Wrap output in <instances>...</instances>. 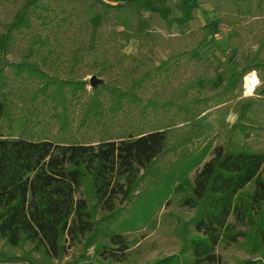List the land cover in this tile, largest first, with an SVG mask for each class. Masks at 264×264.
<instances>
[{
	"label": "trees",
	"instance_id": "obj_1",
	"mask_svg": "<svg viewBox=\"0 0 264 264\" xmlns=\"http://www.w3.org/2000/svg\"><path fill=\"white\" fill-rule=\"evenodd\" d=\"M56 1L41 6L40 0H12L10 17L0 18V264H57L77 245L83 252L93 248L95 258H86L83 264L123 261L128 249L125 233L143 226L152 230L155 214L169 202L172 188L200 165L178 203L191 214L171 215L179 253L148 264H218L217 244H238L239 237H245L250 254L264 259V149L256 141L237 140L238 134L262 127L256 117L261 104L246 99L236 121L224 124L212 138L205 139L206 133L199 126L200 104L214 98L236 99L244 76L264 69V36L258 37L254 51L220 62L222 81L212 95L190 96V86H186L163 100L143 97L140 92L145 87H155L157 81L168 77L176 56L143 73L136 67L123 70L120 66L127 55L120 50L144 32L138 22L140 0L113 5L96 0L104 16L113 22L110 34L119 41L120 54L92 64L104 82L87 93V82L77 70L84 57L82 47L71 48L59 71L49 63L50 75L39 65L46 64L47 57L35 54L57 24L51 3ZM192 3L184 1V22L192 18ZM218 8L227 13L220 14L217 23L228 26L240 20L238 12L249 16L255 12L252 0H222ZM34 22L39 34L28 37L18 60H4L2 55L11 52L17 36L29 33ZM242 41L239 36L238 44ZM227 43L233 48L234 36H229ZM213 50L223 56L226 53L206 36L193 48L203 62L215 58ZM24 75L36 82L35 89L26 98L20 135L8 139L3 133L12 129L18 115L12 85ZM39 97L41 103L52 105L53 117L64 133L75 105H81L79 127L90 120L114 117L125 105L136 109L140 123L153 117L163 127L141 135L135 129L119 141L105 133L95 144L54 143L33 133L41 117L36 106ZM179 119L188 126L186 131ZM221 132L226 140L213 146V138ZM229 218L248 231L237 230ZM26 244L37 257L29 250L17 254V248Z\"/></svg>",
	"mask_w": 264,
	"mask_h": 264
},
{
	"label": "rangeland",
	"instance_id": "obj_2",
	"mask_svg": "<svg viewBox=\"0 0 264 264\" xmlns=\"http://www.w3.org/2000/svg\"><path fill=\"white\" fill-rule=\"evenodd\" d=\"M12 0H0V18L8 19L9 11L12 10ZM49 0H40L43 6ZM106 4L128 3L133 0H101ZM185 0H140L139 3V24L144 29L143 36L138 35L137 39H132L126 47L120 50V53L127 55L125 61L121 63L123 70L129 71L133 67L138 69L139 73L147 71L152 65L157 66L161 60L169 56H176L174 62H171V73L162 81H157L155 87H145L140 94L143 97L156 98L163 100L173 94L180 93L186 86H190L188 94L190 96L198 95L207 97L212 95L217 89V79L219 65L224 56L217 54V60L211 59L208 62L200 60L193 48L202 37L203 27L214 25L218 35L229 33L225 26L217 24L218 14L210 15L207 11L200 17L197 16L198 23L193 25V30L188 32V21L182 20V7ZM220 0H213L203 5H197L196 13L199 8L219 11L217 5ZM52 3V7L57 15V24L47 32L44 45L35 49L36 56L45 55L46 64L39 62V65L49 75L48 64H53V68L59 71L63 67V62L70 55L73 47H82L84 49L83 60L77 67L78 72L87 82L86 91L90 92L88 80L95 76L104 82V77L98 73L96 68L92 67L94 62L103 61L106 58H112L119 53V41L112 39L110 29L113 22L110 16H104L100 3L96 0H57ZM143 11V14L141 13ZM219 13V12H217ZM230 26L231 34H241L244 42L240 47L235 45L232 50L225 54L228 57L235 58L237 55L246 54L256 48L255 39L251 38L250 29L257 30L256 26H251V20L247 17H239ZM247 22V24H246ZM198 24L203 27H198ZM39 34L38 25L33 23L32 30L29 33L23 31L17 36L16 42L11 48V52L5 55L4 60L13 62L19 59L20 53L25 50L27 39L30 36ZM236 38V37H235ZM235 48V50H234ZM214 52V51H213ZM235 52V53H234ZM119 53V54H120ZM9 68H6L8 71ZM26 76L12 85V98L18 107V115L14 121L11 130L4 131V136L8 139L17 138L23 129L22 112L26 107L27 96L35 89L33 79H25ZM101 84V83H100ZM98 84V85H100ZM97 85V86H98ZM239 96L233 100L224 98H214L207 104L199 105V126L205 131V139L212 138L217 131L222 130L224 124H232L236 121L242 102L249 95H244V89L238 91ZM40 98L36 106L41 111V117L37 120V125L33 130L34 135L40 139L49 140L54 143H84L95 144L103 139V134L113 138L115 141L126 138L130 132L137 129V134H146L150 131L161 129L163 124L153 117H149L144 123L139 122L136 109L125 105L124 109L116 116H105L101 120H90L86 126L79 127L81 119V105L73 106L69 111L70 125L67 132L59 131L58 122L54 119V111L49 103H41ZM85 99L82 98V102ZM263 126L257 131L238 134L239 141H256L264 149V110L258 113L257 117ZM183 131L188 126L179 119ZM102 129H104L102 131ZM226 140L224 132L213 138V146L221 145ZM211 157L209 154L205 160ZM201 165L192 170L188 178L172 188V195L168 203L161 205L156 216V226L151 230L148 227H139L138 229L125 233L128 241V249L123 261H117L112 264H148L155 260L177 255L180 250V243L173 232L175 220L173 215L189 216L191 211L178 205L180 198L185 194L186 188L192 184L193 176ZM229 221L240 231L247 232L248 228L237 225L232 218ZM245 237L238 238V244H227L219 242L215 247V253L219 256L218 264H242L245 261H251L253 264H264V259L260 255L250 254V248L246 244ZM17 254L21 251L29 250L31 247L26 244L17 248ZM33 257L38 254L31 251ZM84 254V258L80 254ZM93 248L89 247L85 252L80 245L71 247L57 264H69L76 259L77 264L87 263L88 259H93ZM95 258V257H94ZM264 258V257H263ZM97 259V258H96ZM56 262V261H55ZM244 264V263H243Z\"/></svg>",
	"mask_w": 264,
	"mask_h": 264
},
{
	"label": "crops",
	"instance_id": "obj_3",
	"mask_svg": "<svg viewBox=\"0 0 264 264\" xmlns=\"http://www.w3.org/2000/svg\"><path fill=\"white\" fill-rule=\"evenodd\" d=\"M213 0H193V3H192V18L187 22L188 23V32H190V31H194L193 30V25L197 22L198 23V20H197V16L198 17H200V14H201V11H203L202 12V14L204 15L205 14V12L207 11V14H209V16L210 15H216V14H218V18H219V16H220V14H224V13H227V11H223V10H220V8H218V6L220 5H217V8H214V9H216V10H219V11H217V12H219V13H217V12H215V11H212L211 10V8L210 9H204V10H202V8H199V12L198 13H196V8H198V7H196L197 5H203V3H205V2H208V3H210V2H212ZM221 2L220 3H222V0H220ZM253 1V4H254V13L252 14V15H241L239 12L237 13V15H238V17H247V18H249L252 22H251V26H256L257 25V30H253L252 31V29H250V31H248V33L250 34H252L251 35V38H253V39H255V42H256V44H255V46H256V48H257V46H258V41H257V39H258V37L260 38V35H263L264 36V0H252ZM243 10H244V12H246L247 10H248V8L245 6V5H243ZM142 14H143V11L141 12ZM217 16V15H216ZM217 18V19H218ZM218 24V23H217ZM246 24H247V22H246ZM220 25H222V26H225L227 29L226 30H228L229 31V33L227 32V33H225V34H220V35H218V31L216 30V27L214 26V25H209V26H207V27H203V26H200V24H198V27H203V32H202V37L203 36H206V38L210 41V40H215L220 46H221V48L222 49H224L225 51H226V53H227V51L228 50H232L233 48H228V43H227V38L229 37V36H234V44H233V47L235 46V45H237V47H240V45H242V43L244 42V40L242 41V43L241 44H238V42H237V40H238V38H239V36L243 39V36L241 35V34H238V36H237V34H231L230 33V26H228V25H226V24H220ZM144 29H146V28H144ZM145 32V31H144ZM236 37V38H235ZM201 39V38H200ZM199 39V40H200ZM196 46V45H195ZM255 48V49H256ZM254 49V50H255ZM234 50H235V48H234ZM254 50H252V51H254ZM214 51V52H213ZM212 52H211V54H213V56L215 57V59L217 60V54H220V53H218L216 50H213ZM251 52V51H250ZM225 53V54H226ZM235 53V52H234ZM249 53V52H248ZM247 54V53H246ZM246 54H241V55H237L236 57H235V59H238V57H240V56H243V55H246ZM197 55H198V53H197ZM221 55V54H220ZM221 56H223V55H221ZM225 57H228V55L226 56V55H224V57H223V60L225 59ZM229 58H233V57H229ZM261 58L264 60V48H263V50H262V52H261ZM211 59H214V58H211ZM210 59V60H211ZM165 60V59H164ZM223 60H221V61H223ZM209 61V60H208ZM207 61V62H208ZM221 61H219L218 62V65H219V69H220V62ZM204 63V62H203ZM206 63V62H205ZM251 72H254L255 73V75H256V77H257V79H258V81H259V83L258 84H256L255 86H254V88H253V90L251 91V93L250 94H244V95H249V97H246V99H253V100H255L256 102H259L260 104H261V106H260V108L257 110V112H256V117H258V113L263 109L264 110V69H257V70H252V71H250L249 73H251ZM249 73H247V74H249ZM246 74V75H247ZM245 75V76H246ZM217 84L218 83H220L222 80H221V77L219 76L218 77V79H217ZM242 88H243V85H242ZM241 88V89H242ZM240 89V90H241ZM239 91V90H238ZM239 96V94H238V92H237V97ZM246 99H244L243 100V102H242V106H241V109L239 110V113H240V111L242 110V108H243V105H244V102H245V100ZM238 113V114H239ZM236 119H237V117H236ZM258 119V118H257ZM258 121H260L259 119H258ZM261 122V121H260ZM263 126V125H262ZM262 128V127H261ZM260 128V129H261Z\"/></svg>",
	"mask_w": 264,
	"mask_h": 264
},
{
	"label": "bare ground",
	"instance_id": "obj_4",
	"mask_svg": "<svg viewBox=\"0 0 264 264\" xmlns=\"http://www.w3.org/2000/svg\"><path fill=\"white\" fill-rule=\"evenodd\" d=\"M253 73L254 72H251L243 78L244 94H250L254 86L257 84L256 81L253 79Z\"/></svg>",
	"mask_w": 264,
	"mask_h": 264
},
{
	"label": "water",
	"instance_id": "obj_5",
	"mask_svg": "<svg viewBox=\"0 0 264 264\" xmlns=\"http://www.w3.org/2000/svg\"><path fill=\"white\" fill-rule=\"evenodd\" d=\"M90 88L96 87L98 84L102 83L101 79L96 78L95 76H91L88 80Z\"/></svg>",
	"mask_w": 264,
	"mask_h": 264
},
{
	"label": "clouds",
	"instance_id": "obj_6",
	"mask_svg": "<svg viewBox=\"0 0 264 264\" xmlns=\"http://www.w3.org/2000/svg\"><path fill=\"white\" fill-rule=\"evenodd\" d=\"M253 79L256 81L257 84L259 83L258 79L256 78L255 73H253Z\"/></svg>",
	"mask_w": 264,
	"mask_h": 264
}]
</instances>
